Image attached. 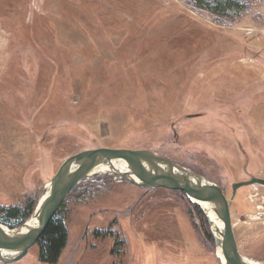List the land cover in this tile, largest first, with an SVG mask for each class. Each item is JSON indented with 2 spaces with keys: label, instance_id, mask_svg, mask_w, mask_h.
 Instances as JSON below:
<instances>
[{
  "label": "rangeland",
  "instance_id": "374dc122",
  "mask_svg": "<svg viewBox=\"0 0 264 264\" xmlns=\"http://www.w3.org/2000/svg\"><path fill=\"white\" fill-rule=\"evenodd\" d=\"M240 1L217 16L194 0H0V207L39 202L78 152L148 149L218 184L240 252L264 262V185L233 193L264 179V0ZM191 202L84 181L58 264H222ZM12 264H42L38 244Z\"/></svg>",
  "mask_w": 264,
  "mask_h": 264
},
{
  "label": "water",
  "instance_id": "95a60500",
  "mask_svg": "<svg viewBox=\"0 0 264 264\" xmlns=\"http://www.w3.org/2000/svg\"><path fill=\"white\" fill-rule=\"evenodd\" d=\"M107 175L149 190L164 188L184 192L204 212L215 243L224 257L222 264H264L240 252L229 201L218 184L151 150L110 148L88 149L68 157L46 185L30 219L15 228L0 222V262L11 264L22 260L38 244L71 192L83 181ZM251 185H264V179L254 177L236 183L233 193ZM32 218H36L35 224L29 222Z\"/></svg>",
  "mask_w": 264,
  "mask_h": 264
},
{
  "label": "trees",
  "instance_id": "16d2710c",
  "mask_svg": "<svg viewBox=\"0 0 264 264\" xmlns=\"http://www.w3.org/2000/svg\"><path fill=\"white\" fill-rule=\"evenodd\" d=\"M194 2L196 7L208 10L213 15L217 16L223 15L228 12H236V14H238L239 12L241 13L246 9V5L242 4L240 0H194ZM66 201L67 199L56 212V214L48 224L44 234L38 241L39 262H41L42 264H58L68 244L69 231L63 218V208L66 204ZM191 203L197 208L200 216L202 217L201 220L205 225L204 233H206V237H208L210 240H214L213 235L210 231L209 222L204 212L202 211L200 206L193 202ZM37 204V200L31 199L28 203L25 204L24 207L19 205L2 206L0 207V222L9 226L10 228L18 227L23 224L25 220L31 218V216L35 212ZM115 253L116 252L114 251V254Z\"/></svg>",
  "mask_w": 264,
  "mask_h": 264
},
{
  "label": "bare ground",
  "instance_id": "6f19581e",
  "mask_svg": "<svg viewBox=\"0 0 264 264\" xmlns=\"http://www.w3.org/2000/svg\"><path fill=\"white\" fill-rule=\"evenodd\" d=\"M94 178H96V177H93L92 179H94ZM91 180V179H90ZM87 181V180H86ZM84 182V181H83ZM30 223H32V224H35L36 223V218H32L30 221H29ZM218 224L221 226V224L218 222ZM29 253V252H28ZM218 257H219V259H220V261H221V263H223L225 260H224V257H223V255H222V252L220 251V249H218ZM12 264V263H11Z\"/></svg>",
  "mask_w": 264,
  "mask_h": 264
}]
</instances>
